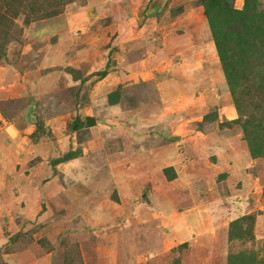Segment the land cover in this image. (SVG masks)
<instances>
[{"label":"crops","instance_id":"1","mask_svg":"<svg viewBox=\"0 0 264 264\" xmlns=\"http://www.w3.org/2000/svg\"><path fill=\"white\" fill-rule=\"evenodd\" d=\"M165 2L166 0H129L128 6L116 7L119 9V15L116 18L118 21L115 22L112 21L114 14L112 16L111 13H114V9L109 10L108 3L98 7L90 6L89 3L85 6L86 10L69 23L71 30L67 34L70 35L62 36L60 40H52L53 36L47 35L46 38L33 41L35 44H38L37 40L42 42V48L35 51L38 58L34 72H39V76H29L33 79L29 89L34 98L29 101L22 122L8 123L0 127V167H3L0 171V187L4 190L0 193V206L5 203V199L10 201V198L15 197L14 194L10 195V187L15 189L18 185L23 188L22 208L15 211L13 218L5 222L4 226L10 228L11 224H19L24 232H29L28 237L31 235L35 239L33 245L28 244L25 249L22 264H36L44 257L49 258L57 240L65 243V239L71 238H76L78 242L85 240L91 244L98 240L105 250L112 253V257L121 254L119 258L114 259L115 262L129 256V264H135L142 257L145 248L150 249L147 246H153L152 249L160 254L157 261L166 260L170 256L169 251L179 244L191 248L190 264H227L233 242L229 239L230 225L246 215L256 216L255 238H264V157H252L244 134L238 126H218L219 129L208 131V122L191 118L180 133L175 131V126H166L167 124L157 131L158 134L144 125L136 129V124L141 125L138 122L152 119L149 115L154 114L158 105L152 104L150 100L143 102L142 97L140 100L135 97L136 102L129 105L132 97L127 94L129 90L138 89V78L144 80L142 77L147 74L146 68L143 70L144 67H149L153 61L152 67L158 66V46L148 43V39L158 34V25L155 23L164 6L162 4L168 1ZM237 2L236 6L242 8L243 0ZM101 14L106 16L103 15L100 19ZM199 14L206 20L202 7L192 8L193 22L190 26L193 28L192 34L196 39H200L202 44L199 52L185 50V53L187 56L190 54L191 59L194 57L199 60L202 55L206 59H214L215 46L213 40L211 42L206 37L207 31H202L198 25ZM131 18H134V21L130 23ZM119 20H124L125 23H119ZM52 21V18L41 19L38 23L50 26ZM107 21H110L108 26ZM135 23L145 25L147 31L129 27ZM109 26H115V30H107L110 32L109 38L103 36V43L108 46L103 50L106 53L103 67H97L99 61L93 53L94 46H90L91 53L88 51L80 58L78 50L96 39L91 36L92 31L96 28L104 30ZM78 31L84 33L73 36V33ZM183 36V39L189 41L194 38L190 32ZM177 38L178 41L182 40L178 36ZM208 43L214 49V55L211 57L207 52ZM173 46L176 48L177 45ZM61 47L65 49L64 53H61ZM176 51H179L178 47ZM105 70L108 73L104 77L96 74ZM130 76L138 78L131 79L130 82ZM151 76L153 78L152 73ZM148 80L143 81L148 83L150 88L145 90L143 99L165 97L167 88L162 92L154 91L152 80ZM163 86L166 85L161 84L162 88ZM218 86L223 89V84ZM103 88L104 93L100 95L98 92H103ZM115 91H119V100L110 103L108 97ZM49 92H54V96L48 94ZM39 93L48 94L38 96L39 109L43 106L47 109L56 104L52 116L45 114V110V116L35 110L36 104L33 101ZM57 93L59 98H56ZM151 93L152 97L148 96ZM218 98L215 102H218ZM225 104V109L230 112V116L226 118L230 121L236 119L238 114L234 104L231 100ZM98 106L107 107V113L110 114L106 117L113 119L112 124L118 116L117 127L124 125L121 129L119 127L117 140L122 139L121 136H125L129 131L135 139L143 134L148 136L150 142H146L147 146L143 147L140 143L126 144L123 151H109L104 143L107 137L98 134L100 116L94 115V112H98ZM41 112L43 114V110ZM112 114H115L114 118ZM215 116L217 118V113ZM78 118L82 121L87 118L94 119L95 123L85 128L96 129L98 132L88 131L89 134L82 143L77 141V132L81 129L69 130L70 135L60 133L65 126L70 123L73 125ZM215 121L218 124L223 122L212 118L211 123ZM107 122H104L106 130ZM38 125L41 126L43 134L41 131L40 134L37 133ZM57 125H60L58 132ZM173 136H181L178 143L187 146L189 154L190 150L194 154L189 155L183 164L178 155L169 151L160 154L155 150L154 146L159 137L170 140ZM196 141L198 144L194 147L193 143ZM171 142L174 143L172 140ZM70 152L74 154L72 158L54 164L53 161ZM15 154L18 155L16 166L10 164ZM32 156L38 160L30 164L31 166L25 167L23 163L21 170H18L19 158L28 157L30 161ZM37 192L40 205L43 206L38 207V211L32 205L35 202L33 195ZM49 205L56 214L50 210ZM2 211L3 209L0 211V217L4 216ZM61 218L71 226L72 231L68 234L62 231L56 233V220ZM49 222L52 225L48 226ZM157 223H161L162 231L158 235L155 234ZM144 226L149 230V235L147 230L142 229ZM130 227H134V230L130 229L127 233L126 229ZM31 228L38 232L31 231ZM44 231L47 233L44 234ZM115 234H119V242L111 238ZM1 236L3 235L0 234ZM167 236L169 244H166ZM161 237L165 248L158 246ZM103 239L107 244L103 243ZM155 239H158V244ZM126 251L129 252L124 254ZM133 252L135 258L131 260ZM7 255L9 260L6 264H15L12 255Z\"/></svg>","mask_w":264,"mask_h":264},{"label":"rangeland","instance_id":"2","mask_svg":"<svg viewBox=\"0 0 264 264\" xmlns=\"http://www.w3.org/2000/svg\"><path fill=\"white\" fill-rule=\"evenodd\" d=\"M29 1L36 2V9H38V13L36 15L32 14V19L28 20V14H31L32 11H30V9H24L27 6L22 7L23 8L22 11L18 12L17 16H12L10 15V0H0V127L1 126L4 127L8 123L18 124L19 122H22L21 119L26 114L29 101H31V99L34 98L33 93H31L32 91H30L29 89L31 87V82L33 79L29 76L31 75L32 76L34 75V77L39 76L38 74L39 72H34V70L36 69L35 68L36 66H34L36 63L35 61L38 58V56L35 54V51H37V48H40V46H42V42H39L40 40H37L38 44L33 43L35 39H40L42 37L46 38L47 35H50L53 36L52 40H55V38L56 40H60L62 36L70 35L67 34L71 30V25L69 23L72 20H74V18H76L79 13L85 11L86 10L85 6H88L89 3L90 6L97 5V7L104 3H108L107 7L109 8V10H112V8L114 9V13L111 12L112 16L114 14V17L112 18L113 19L112 21L114 22L118 21L116 18L117 15H119V9H116V7L118 6L119 8L120 6L123 8L124 6H128L129 3V0L126 1L123 0H99V1L29 0ZM29 1L25 0L24 4L27 5L31 4L29 3ZM237 1L235 2L236 5H238ZM166 2H165L166 4H162L164 6H162L160 12L157 15L158 19L155 24L158 25L157 26L158 34H154L152 37L148 39V43L151 42L152 45L158 46L156 48L157 53H159L156 60L158 66L152 67V64L154 63L153 61L149 67L148 66L144 67L143 70L146 68L145 73L147 74L145 75L143 74L144 76L142 77L144 78L145 81L148 79H150L148 81L152 80V84L154 85L153 88L154 91L158 90L159 92H162L164 88H167L164 92V96L166 98L162 97L158 99L156 98L149 99L148 97H145V99H143V96L146 95L145 90L150 89L148 83L147 84L143 83L144 80H141L138 77L135 78H131V76L129 77L130 82H132L131 79L136 80L138 78L137 81L138 89L134 88V90L128 91L127 96L132 97L131 100H129L131 101L129 102L130 104L128 103L129 105H131V103L134 104L136 102V99L140 100V97H142L143 102L150 100L152 104L154 105L157 104L159 106L156 107L157 109H155L154 114L149 115L152 119L149 121L138 122V124L141 125L136 124V129L144 125L145 127H150L151 129H153V131L157 133V131H160V128H163L164 125L167 124L166 126L168 125L170 126L172 125V127L175 126V131H178L180 133L183 127L188 125L189 119L198 118V119H202V121H204L205 123L208 122L206 124V128L208 129V131L217 130L219 129L220 124L225 123L228 120V118L226 117L230 116L229 110L225 109L226 107L225 103L230 102V100L233 104L234 102L231 93L229 91V87L224 78L221 64L217 56L216 48H215L214 59H210L209 57H207L206 59V57L202 55L199 57L200 59L197 60V58L193 57L194 53L192 55L193 58L191 59L190 54L189 56H187L185 53V50H189L192 52L193 51L199 52L200 46L202 44L200 39H196V36L192 34L193 28L192 26H190V24L193 22V19L191 18V10L192 8L194 9L197 8L196 6L197 0H166ZM260 2L262 4V8L264 9V0H260ZM156 7H158V5H156ZM12 11L14 10L12 9ZM94 11L96 10L94 9ZM52 12H56V14H53ZM182 12L184 13L182 14ZM96 14L97 16H99L97 12ZM41 15L42 16L48 15V17L42 18ZM103 15L106 16V14H101L100 19L103 18ZM49 18L53 19L52 21L53 23L50 26H47L46 24L38 23V21L41 19H49ZM134 18H131L130 23L134 21ZM10 19L12 20L10 21ZM197 21L202 31L204 29L205 32L207 31L206 37L212 42L211 32L209 26H207L208 25L207 20H203L202 14H199L197 16ZM120 22L125 23L124 20H119V23ZM106 25L107 26L110 25V21H107ZM138 25L137 23H135L129 27L130 28L134 27V29L137 30L147 31V27L145 25L143 24L141 26L140 24ZM114 28L115 26H113L112 28L109 26V28L104 30L103 29L100 30L101 28L100 29L96 28L95 31L93 30L92 31L93 35L91 36H94V38L96 39L94 40V42L92 41L93 43H91L90 41V44L88 45L89 47L83 46L78 50L79 57L83 58L86 55V53L91 50L90 46H94L93 53L96 55L95 57L96 60L99 61L98 64L96 63L97 67L100 66L103 67L102 65L106 62L105 59L106 53L103 50L108 47L106 44L103 43V36L109 38L110 32H107V30L108 31L112 30L111 32H113L115 30ZM186 32L188 33L190 32L191 35L194 36V38H192L191 41H189L188 39H183L185 38L183 34H186ZM83 33H84L83 31H78L73 33V36H76V34L81 35ZM177 36L180 37L179 39L182 40L178 41ZM173 45H177L175 46L176 48H174ZM177 47L179 51H176ZM64 50L65 49L61 47V51H62L61 53H64ZM207 52L210 57L211 55H214V49L210 47V43H208ZM93 53L92 55H94ZM150 67H152V69ZM110 69L111 68H109V70ZM115 70L118 71V69ZM151 73L153 74V78L151 76ZM37 78L39 79V77ZM127 82L129 81L127 80ZM220 83L223 84V89L222 87L218 86ZM161 84H164L166 86H163L162 88ZM203 88L206 89L203 90ZM212 92L213 94L211 95L210 93ZM98 93H100V95L104 93V88H103V92L99 91ZM48 94L54 96V92H49ZM48 94L46 93L36 94L35 95L36 99H34L33 102L34 104H36L35 110L39 114L44 115V110H45V114H47L48 116L49 115L52 116V112L54 111V105H56L55 103L52 104V107L49 106L47 109H45L44 106L43 108L39 109L38 103L40 102L39 101L37 102V100L39 99L38 96L40 95L45 96ZM58 94L59 93L56 94V98H59ZM152 95L153 94L151 93L148 96L152 97ZM216 98L219 99L218 102H215ZM166 106H170V107H166ZM98 108H99L98 112H94V115L100 116L99 123L101 125L98 130L99 133L97 132L96 129L89 130L87 129L88 126H83L84 128H81V130L77 132L78 143H82L83 139L87 137V134H89V132L92 133V131H95V133H98L100 135L104 134V136L107 137L106 139H104V143L111 152H118L119 150L123 151L126 144L135 145L137 143H140L141 145H143V147H146L147 146L146 142L148 143L150 142L149 139H147L148 136L143 134V135H139L135 139L132 137L133 135L129 133V131L127 134H125V136H121L122 139L117 140L116 137L119 136L118 133L120 131L119 127L121 129V127H123L124 125L117 127L118 116L115 117L116 113L112 114V117L113 118L115 117L114 124H112L113 119L110 118L107 119L106 115L110 114L107 113V107L98 106ZM41 110H43V114ZM205 113L206 114L211 113L213 114V119H216L218 121L220 120L223 122L218 124L216 121L212 123L211 120L205 121L203 120L206 116ZM216 113H217V118L215 116ZM108 120L110 121L107 122ZM104 122H107L106 126L108 130L105 129ZM57 126H58V130H57L58 132L60 130L59 127L60 125ZM177 126H178V130H177ZM116 128H118V130ZM224 128H229V127L224 126ZM69 130H73V126L71 123L65 126V129L61 130L60 133H63V135L64 134L70 135L71 133H69ZM40 131L41 134H43L42 129L38 130L37 133L40 134L39 133ZM156 133L154 134V136L156 135ZM171 140L174 143H172ZM180 140H181V136H173V138H171L170 140L169 138L165 140L159 137L158 142L155 143L154 147L157 153L161 154V152L163 151L166 152L169 151L173 154L178 155L180 157L179 160H181V163L183 164L185 161L188 160V158L190 157L189 155H194V154L193 152H191V150L189 154L188 150H186L187 146L178 143L180 142ZM197 144H198L197 141L195 142V144L193 143L194 147L197 146ZM172 145H174L173 148ZM111 148L112 150H110ZM129 151L128 154H130ZM144 151L146 152L148 150H144ZM153 155L155 154L153 153ZM12 158H13V162L10 161V164L15 165L16 160L18 159V155L15 154V156ZM104 158L106 159L107 155H105ZM30 159L31 160L28 161V157L19 158L20 165L17 167L18 170H21L23 163L25 167L31 166L30 164H33V162L36 159L38 160V158H35V156H32ZM1 169H3V167H0V171H2ZM3 192L4 190H2V188L0 187V193ZM22 192H23V188L21 186L17 185L15 189L13 187H10V195L14 194L15 197L12 199L10 198V201H7V199L4 198L5 203H2L0 206V211L1 209H3L2 212L4 216L2 217H6V218L0 217V234L3 235L0 237V264H6V262L9 260L7 254H10V256L12 255L13 257L12 260L15 262V264L17 263L22 264L25 259L23 257L24 255L23 253L25 249L28 247V244H32L33 241L35 240L34 237H32L31 235L30 237H28L29 232L28 231L24 232L19 224L16 225L11 224L10 228H8V226L7 227L4 226L5 222H9L10 218H13L15 211H20V209L22 208V204H23ZM33 198L35 202L32 205H34L35 206L34 208H37L38 211V207L42 206L40 205L41 201L38 192L35 195H33ZM41 208H43V206ZM50 210H52L55 213V210L51 209V207ZM56 221H57L56 233L62 231V233L68 234V232L72 231L68 221L62 218ZM51 222L53 223V221ZM52 223L47 225L50 226L52 225ZM110 226H112L111 223ZM133 228L134 227L127 228L126 229L127 233L130 229L134 230ZM142 229L147 230L145 226ZM31 231H36V233L38 232V230L34 228H31ZM147 232L149 235L150 234L149 230H147ZM160 232L162 233L161 223H157L155 234L158 235L160 234ZM46 233L47 232L44 231V234ZM8 235H10V237ZM118 237L119 234H115L111 236V238L116 240V242H119ZM28 238H29V242H27ZM158 239H155L156 244H158L157 243ZM262 239L264 238H261L260 240L256 239L255 242L234 241L230 246L231 253L234 254L238 250L240 251L243 250L244 248L254 247L258 249V246L262 245ZM65 240H66L65 243H61L60 241L57 240V243L51 255L50 253L47 252V254L50 255L49 258H46L43 255L42 257H44V259H42L38 263L36 262V264H129L128 262L130 259L129 256L127 257V259L124 258L118 261L116 260L115 262L114 259L116 257L119 258L121 254L112 257V253L110 251L105 250L103 248V244L97 242L98 240L97 241L95 240L96 242L92 244L90 242L87 243L85 240H83L82 242H78L76 238L65 239ZM103 243L107 244L105 239H103ZM169 243L170 242L167 236L166 244ZM105 244L104 246H106ZM158 246L159 247L162 246L163 248L166 247L162 237L159 239ZM34 247H36V245H34ZM147 247L150 249L145 248L144 253L146 254L142 253V257H140L136 263L190 264L189 261H191V257H192V254L190 255L191 248H185V246L177 244L176 246H174L173 249H171V252L169 251L170 256L165 255L168 256L166 260L157 261V259H160L158 257L160 254H158L157 251L155 252V250L152 249L153 246H147ZM127 252L129 251L124 252V254ZM133 253L134 256H131V260L135 258V252ZM192 264H198V263L193 262ZM208 264H212V263H208Z\"/></svg>","mask_w":264,"mask_h":264},{"label":"trees","instance_id":"3","mask_svg":"<svg viewBox=\"0 0 264 264\" xmlns=\"http://www.w3.org/2000/svg\"><path fill=\"white\" fill-rule=\"evenodd\" d=\"M24 1L10 0V15L17 16L26 6L24 9L32 11L28 14V20L32 19V14L38 13L35 1L28 0L31 3L29 5L24 4ZM235 2L197 0L196 5L203 9L238 114L236 119L227 120L220 127H240L252 157H264V9L260 0H243L242 8H238ZM46 17L48 15L42 16ZM107 73L105 70L96 74L104 77ZM108 99L110 103L118 102L119 91L111 93ZM212 118L213 114L210 113L204 120ZM94 123L92 118L84 121L78 118L72 126L73 130H78ZM40 127L38 125V130ZM73 156L70 152L53 162L56 165ZM255 221V215H246L233 221L230 225V241L255 242ZM238 251L234 254L230 252L227 264H264V240L258 249L252 247Z\"/></svg>","mask_w":264,"mask_h":264}]
</instances>
